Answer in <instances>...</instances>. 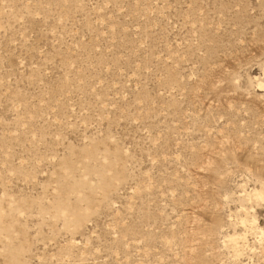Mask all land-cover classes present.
<instances>
[{
	"label": "rangeland",
	"instance_id": "obj_1",
	"mask_svg": "<svg viewBox=\"0 0 264 264\" xmlns=\"http://www.w3.org/2000/svg\"><path fill=\"white\" fill-rule=\"evenodd\" d=\"M263 85L264 0H0V264H264Z\"/></svg>",
	"mask_w": 264,
	"mask_h": 264
},
{
	"label": "bare ground",
	"instance_id": "obj_2",
	"mask_svg": "<svg viewBox=\"0 0 264 264\" xmlns=\"http://www.w3.org/2000/svg\"><path fill=\"white\" fill-rule=\"evenodd\" d=\"M263 87H264V85H263ZM261 193V192H260ZM234 240H236V238H233Z\"/></svg>",
	"mask_w": 264,
	"mask_h": 264
}]
</instances>
